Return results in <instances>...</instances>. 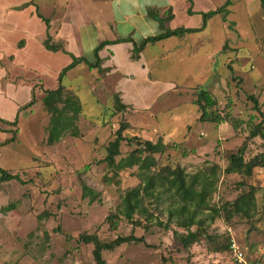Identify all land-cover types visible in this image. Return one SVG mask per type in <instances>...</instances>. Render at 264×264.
<instances>
[{
    "label": "rangeland",
    "instance_id": "obj_1",
    "mask_svg": "<svg viewBox=\"0 0 264 264\" xmlns=\"http://www.w3.org/2000/svg\"><path fill=\"white\" fill-rule=\"evenodd\" d=\"M30 1L0 0V50L13 53L12 45L17 42L19 47L18 42L26 39L28 47L20 56L22 61H31V19L27 17L31 6L23 12L3 16L1 8ZM40 1L45 5L65 0ZM214 2L219 7L224 0ZM234 5L228 19L241 37L233 31L232 35L215 21L200 37L203 47L194 58L187 60L190 65H184L185 61L177 58L188 53L189 47L177 49L175 39L181 37H169L173 39L164 45L171 49L165 57L166 66L164 69L156 66L151 72L163 80L174 81L182 95L179 98L163 96L150 112L126 114V111L125 116L123 113L112 115L115 76L107 77L96 70L91 74L85 70L80 73L71 83L82 107L77 123L80 136H66L51 146L46 143L49 116L41 104L42 91L57 86V76L64 64L51 54L41 56L34 50L38 72L31 67L12 65L11 56L3 58L0 65L7 73L4 89L7 82L19 86L12 91L13 100L25 105L31 99L29 87L33 86L34 103L21 109L11 131L0 132V143L15 132L11 143L0 146V168L20 180L0 185V264H95L93 245L81 242L79 236L96 235L101 242H109L130 234L143 237L146 245L131 243L103 251L102 258L107 264H231L229 254L211 251L227 240H234L249 262L264 264V169H253L248 178L224 173L229 156L242 146L245 161L258 154L264 157V139L250 136L259 129L264 132V28L259 31L252 28L253 20L247 17V10L239 1ZM255 9L251 5L249 11ZM43 13L47 15V11ZM181 23L178 18L175 25L178 27ZM225 39H231L233 48L245 49H231L230 41L226 42L221 55L215 56L210 74L212 67L208 68L205 56L208 52L218 53ZM58 56L65 58L62 54ZM74 74L76 70L68 75ZM65 81L66 78L62 85L67 87ZM199 90L208 91L222 114L230 112L236 122L234 119V123L224 124L197 121L194 100ZM121 120L129 121L132 128L124 134L137 141L131 145L123 142L116 162L143 141L160 140L163 144L180 146L164 155H155V171L166 167L180 168L186 175L206 174L212 183L209 206L222 208L225 203L250 192L254 207L248 215H232L229 220L220 210L213 222L205 219L204 212L200 216L205 219L202 236L187 248L174 238V231L179 234L185 231L176 226L175 218L169 219V204L164 197L155 204L151 200L145 202L155 219L148 222L135 215L133 221L136 224L139 220L141 225L128 222L117 212L124 192L139 184L137 170L115 172L103 162L106 146L114 139ZM182 150L187 152L186 157L182 156ZM82 186L91 192L84 199ZM9 205L13 209L3 210ZM109 215L117 217L114 231L106 221ZM190 230L194 231L195 226Z\"/></svg>",
    "mask_w": 264,
    "mask_h": 264
},
{
    "label": "trees",
    "instance_id": "obj_2",
    "mask_svg": "<svg viewBox=\"0 0 264 264\" xmlns=\"http://www.w3.org/2000/svg\"><path fill=\"white\" fill-rule=\"evenodd\" d=\"M235 0H224L222 6L214 11H210L201 14L202 25L199 29H185V28H175L173 30H165L163 28V22L168 21L171 18L170 11H167L165 18H160L158 12L155 10H147V16L151 19L160 23L162 32L156 36L148 37L141 41L140 44H133L131 50L130 58L135 61L138 59L139 54L147 46V44H153L158 41L167 39L169 37H182L185 34L197 33L204 29L206 22L215 15H222L223 20L228 14V7L233 4ZM264 5V0H260ZM189 6H192V0H188ZM34 5L33 0L21 5L18 10H23L28 6ZM190 7L188 12L190 13ZM36 16L45 24L46 35L42 40L43 48L52 53L61 52L71 58V63L65 66L58 73L57 76V87L55 89H44L42 91L43 96L41 99V104L44 111L49 116V121L47 125V145L51 146L63 139L66 136L72 138H78L80 132L78 129V120L81 117L82 107L73 93V91L66 89L62 84V78L65 74L76 67L79 64H84L89 70H96L97 73H106V70L101 69L102 60L99 58V52L106 46L116 44L131 42L130 38L116 39L114 41H102L93 49V62L89 63L85 58H76L70 53H68L63 44L55 43L52 41L50 35L48 34V20L43 18L36 9ZM231 24L229 25V27ZM20 44L23 42L20 41ZM18 45L19 48L21 47ZM231 67L230 65L228 66ZM41 90V89H40ZM34 89L32 88L31 99L28 103L18 109L20 113L21 109L31 107L34 103ZM112 103V115H117L127 111L126 105L121 103L120 98L117 94L111 96ZM252 99V98H251ZM194 104L198 108V118L197 121L201 123H213V124H224L232 122L234 123V118H232L230 112H225L222 114L219 110L218 103L213 98V96L205 90H199L196 93V98ZM234 119V120H233ZM236 122V120H235ZM7 125L14 126L17 123V117L13 122H4ZM132 130L128 121H120L118 129L114 132V139L108 143L106 146V156L103 162L106 166L113 168L115 172H122L127 169L136 168V178L139 184L124 192L121 197L120 206L118 209V214H120L125 220L132 223L133 225H141L139 220H136V224L133 221L135 215L139 218H143L148 222L151 219H155V216L146 209L145 202L151 200L153 204L158 201L164 200L168 205V215L169 219L175 218V224L177 227L184 229V234H179L174 231V238L181 244L183 248L190 247L192 244L196 243L203 233V223L205 219L213 222L216 217H219L220 210L224 211L226 214V219L229 220L232 215L245 214L248 215L251 208L254 207L253 195L250 192L246 195H241L234 202L225 203L222 208H217L215 206H209L208 198L211 194L210 186L212 183L209 181L206 174H196V175H186L180 168H166L165 170H156L157 160L155 155H164L168 150H173L175 147L180 148V146L163 144L160 140L156 143L151 141H143L136 144V148L130 151L125 157L120 158L116 162V157L120 155V147L124 142L127 145H131L132 142L137 141L134 137H127L124 132L127 130ZM13 132V131H12ZM15 132L12 136L0 143V146L7 145L11 143L15 138ZM251 137L260 136L264 139L263 130L259 129L256 132L250 134ZM176 148V149H177ZM192 153V152H190ZM183 157L187 156V152L182 150ZM189 154V152H188ZM244 147L238 149L236 154H231L229 156V164L224 169L225 174H236L248 178L252 175L253 169L263 168L264 169V157L263 154H258L253 156L250 160L245 161L243 158ZM169 167V166H168ZM19 180L18 176L9 174L6 170L0 168V185L11 180ZM20 181V180H19ZM90 190L87 186H82V198H86L90 195ZM13 209V206L9 205L3 210L9 211ZM207 213L205 219L200 217ZM46 215V214H44ZM42 215H39V217ZM117 217L115 215H109L106 221L109 224L110 230H116L117 228ZM161 225V224H158ZM195 226V230L191 231L190 228ZM165 229H169V226H164ZM79 240L85 244H92L93 251L92 257L95 264H107L102 258L103 251H112L115 248L120 247L124 244H144L146 245L143 237H136L132 234L128 236H117L115 239L109 242H101L96 235H81ZM230 241L227 240L226 244L213 248L211 251L216 253H227L231 257L229 250ZM254 264H261L260 262H251ZM231 264H233L231 259Z\"/></svg>",
    "mask_w": 264,
    "mask_h": 264
},
{
    "label": "crops",
    "instance_id": "obj_3",
    "mask_svg": "<svg viewBox=\"0 0 264 264\" xmlns=\"http://www.w3.org/2000/svg\"><path fill=\"white\" fill-rule=\"evenodd\" d=\"M214 1L222 2V0H192V6L190 7L188 0H65L60 4L46 2L45 5L40 0H33L34 5H31V11L27 14V17L31 19V61L20 60V56L26 52L28 47V41L22 39L20 41L23 43L20 48L17 47V42L12 45L13 53L5 54L0 50V64L4 57L11 56L12 65L31 67V70L38 72V60L32 50L37 54H41V56L53 55L52 58L60 60L64 67L71 63L69 56L61 52H48L43 48L41 43L46 35V26L36 16V9L43 18L48 20V34L52 41L63 44L68 53L76 58L83 57L89 63L93 62L92 52L99 42L130 38L131 42L108 45L99 52V58L102 60L101 69L106 70L105 75L107 77L115 76L114 93L118 95L121 103L128 106L126 114L150 112L163 96L170 95L172 98H179L182 91L178 89L174 81L163 80L156 72H151L156 66L157 68L162 67V69L166 66L165 57L170 54L169 50L171 49L164 48V45L170 43L173 38L147 44L137 60L133 61L130 58L133 44L138 45L144 39L162 32L160 23L148 17L147 10L157 11L160 18L168 16L166 12L170 11L171 18L163 22L165 30L180 27L199 29L202 25L201 14L214 11L224 3H220L219 7H215ZM238 1L247 10L249 14L247 17L253 20L251 27H254L257 31L264 28V5L260 0H235L228 7V14L224 20L222 15H215L206 22L203 30L197 33L185 34L181 38L175 39L178 41L175 44L177 49L180 46L189 47L190 51L188 53L177 57L179 60L185 61L184 65H190L191 63H187V60L190 57L194 58L201 46L203 47L204 43L201 44L200 37L210 30L212 23L215 21H218L217 23H220L229 33L233 31L241 37L235 28V24L228 19L229 14L235 8L234 4ZM251 5H255L257 9L249 11ZM19 7L11 4L6 5L1 8V14L3 16L4 13L12 14L14 11L20 13L26 10V8L18 10ZM189 7L190 13L188 12ZM43 10L47 11V15L43 13ZM178 18L182 20V23L177 27L175 22ZM230 24L234 26L232 30H230ZM232 35L234 34L232 33ZM226 38L228 37L226 36ZM230 40L225 39L218 53L208 52L205 56L204 61L207 63L208 68L212 67V71L209 70L210 74L213 72L215 56L221 55V49ZM229 45L231 49L235 47L232 43ZM41 47L43 50H41ZM238 48L245 49L243 46L233 49ZM152 49H154V52H152ZM58 54H62L65 58H61ZM86 69L87 67L84 64L77 65L65 74L61 84L63 79L66 78L65 82L68 85L64 87L72 91L71 83L75 77L81 76L80 73L84 70L90 74L94 71ZM73 70H76V74L68 75ZM6 75L5 69L0 65V132L12 130V127L4 122H13L19 116L18 109L24 105V103L18 105L13 100L12 91H15L19 86L7 82L4 89L3 84ZM2 81L3 83H1ZM32 88L33 86L29 87L30 95Z\"/></svg>",
    "mask_w": 264,
    "mask_h": 264
},
{
    "label": "built area",
    "instance_id": "obj_4",
    "mask_svg": "<svg viewBox=\"0 0 264 264\" xmlns=\"http://www.w3.org/2000/svg\"><path fill=\"white\" fill-rule=\"evenodd\" d=\"M229 250L231 253V259H232L233 264H254V263L249 262L245 258L242 250L239 248V246L234 240L230 241Z\"/></svg>",
    "mask_w": 264,
    "mask_h": 264
}]
</instances>
